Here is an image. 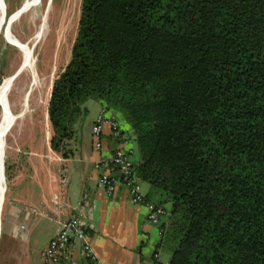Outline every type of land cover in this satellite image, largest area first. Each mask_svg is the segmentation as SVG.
<instances>
[{
  "label": "trees",
  "instance_id": "trees-1",
  "mask_svg": "<svg viewBox=\"0 0 264 264\" xmlns=\"http://www.w3.org/2000/svg\"><path fill=\"white\" fill-rule=\"evenodd\" d=\"M91 99L169 212V264H264V0H82L47 107L62 157Z\"/></svg>",
  "mask_w": 264,
  "mask_h": 264
},
{
  "label": "crops",
  "instance_id": "crops-1",
  "mask_svg": "<svg viewBox=\"0 0 264 264\" xmlns=\"http://www.w3.org/2000/svg\"><path fill=\"white\" fill-rule=\"evenodd\" d=\"M48 102L45 151L30 138H16L13 144L16 149L8 156L11 181L15 187L19 186L20 193L18 199H11L7 211L11 244L6 259L15 264H40L41 253L56 235L59 222L79 212L88 228L96 260H77L74 264H169L170 255L163 249L158 259L154 258L162 223L148 221L146 208L130 202L125 186H118L108 196L100 185L102 174L118 176L110 166L94 167L96 162L107 160L118 146L105 128L102 149L94 150L90 129L102 109L101 104L91 99L81 105L72 138L66 141L68 154L62 157L50 146ZM79 121L86 126L85 138L75 142V125ZM120 129L127 130L128 126L120 124ZM129 147L135 148L133 161L138 162L134 143L130 142ZM4 163L6 176V161ZM139 184L145 197L148 186Z\"/></svg>",
  "mask_w": 264,
  "mask_h": 264
},
{
  "label": "rangeland",
  "instance_id": "rangeland-1",
  "mask_svg": "<svg viewBox=\"0 0 264 264\" xmlns=\"http://www.w3.org/2000/svg\"><path fill=\"white\" fill-rule=\"evenodd\" d=\"M81 1L50 0V10L46 19L47 29L38 41H35L34 38L42 22L47 0L35 2L12 23L15 13L21 8L25 0H3L2 2L0 11V117L3 104V83L7 77L12 76L18 70L17 68H19L22 61V54L10 36L21 44H27L26 46L33 50L37 83L30 86L32 76L30 77L27 72L20 73L13 81L8 94L10 112L18 114L22 109V101L26 97L25 93L30 87L32 88L27 96L28 108L25 115L22 119L15 122L5 136L4 162L6 161V176L5 163L0 169L2 181H4V186H6L5 192L3 193L2 191L0 193V264H15L6 259V254L11 244L7 232V211L11 199L19 198L20 188L19 186L15 187L11 181L8 156L12 150L16 149V146L13 145L16 138L20 140L30 138L38 147H42L45 151L47 131L45 114L51 84L70 60L80 17ZM3 12L5 15L2 20ZM42 84L44 88L41 100L38 87ZM40 100L41 104H39ZM43 102L44 104H42ZM85 129L86 126L83 121H79L75 125V142L85 138ZM40 264L43 263L41 262Z\"/></svg>",
  "mask_w": 264,
  "mask_h": 264
},
{
  "label": "built area",
  "instance_id": "built-area-1",
  "mask_svg": "<svg viewBox=\"0 0 264 264\" xmlns=\"http://www.w3.org/2000/svg\"><path fill=\"white\" fill-rule=\"evenodd\" d=\"M105 128L109 129L110 136L118 142V146L107 160L96 162L94 167L101 169L110 166L118 172V176L113 177L104 173L100 177V185L108 196H111L118 186H125L129 192L130 202L143 204L146 208L148 221L162 223L159 232L160 243L154 254V258L158 259L162 251L161 238L169 212L163 206L145 201L134 171V149L129 147L132 135L123 133L116 114L108 112L105 108L101 109L90 129L94 150L102 149L101 138ZM41 260L43 264H74L77 260L86 262L96 260L89 242V231L81 213L78 212L59 222L56 235L41 253Z\"/></svg>",
  "mask_w": 264,
  "mask_h": 264
},
{
  "label": "bare ground",
  "instance_id": "bare-ground-1",
  "mask_svg": "<svg viewBox=\"0 0 264 264\" xmlns=\"http://www.w3.org/2000/svg\"><path fill=\"white\" fill-rule=\"evenodd\" d=\"M37 1H39V0H25V2L22 4L21 8L15 13L11 23L13 21H15L16 19H18L21 15H23L25 13V11ZM2 2H3V0H0V11L2 9ZM49 10H50V0H47L46 6L44 9V13H43L42 22H41V24L39 26V30H38L37 34L35 35V38H34L35 41H38V39H41V37L46 32V29H47L46 19H47V14H48ZM4 15H5V13L3 12L2 20L4 19ZM10 38L12 39V41L14 42V44L16 45V47L18 48V50L22 54V57H21L22 61H21V64L19 66V68L20 67L22 68L21 73L27 72L30 77L32 76V79L34 80V83L32 84V86H33L34 84L37 83V77H36L37 74L35 71L36 64H35V60L33 59V50H31V48L27 47L26 46L27 44L26 45L21 44V43L17 42L16 40H14L11 36H10ZM12 84H13V81L11 80V76H9L5 79V81L3 83V87H2L3 104H2L1 117H0V169L3 166L4 157H5V145H6L5 144V136L8 132V130L10 128H12V126L15 124V122L17 120L23 118V116L25 115V112L28 108V106H27L28 105L27 104L28 97H24L23 101H22V109H21L20 113L14 114V113L10 112V107L8 106V94L11 90ZM43 88H44L43 84L40 87H38L41 100H42L41 95H42ZM41 100H40L39 104H41ZM2 191L4 192V181H2V178L0 175V193Z\"/></svg>",
  "mask_w": 264,
  "mask_h": 264
},
{
  "label": "water",
  "instance_id": "water-1",
  "mask_svg": "<svg viewBox=\"0 0 264 264\" xmlns=\"http://www.w3.org/2000/svg\"><path fill=\"white\" fill-rule=\"evenodd\" d=\"M21 72H22V68L20 67V68H18V70H17V71L11 76V80L14 81V80L17 78V76H18ZM33 83H34V80L32 79V81H31V85H30V86H32ZM31 89H32V88L30 87L29 90L25 93V96H26V97L29 95Z\"/></svg>",
  "mask_w": 264,
  "mask_h": 264
}]
</instances>
